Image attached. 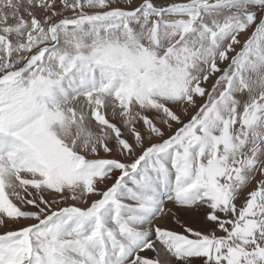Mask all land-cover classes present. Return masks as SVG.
I'll return each instance as SVG.
<instances>
[{
	"label": "snow or ice",
	"instance_id": "6c2138e0",
	"mask_svg": "<svg viewBox=\"0 0 264 264\" xmlns=\"http://www.w3.org/2000/svg\"><path fill=\"white\" fill-rule=\"evenodd\" d=\"M193 258L264 264V0H0V264Z\"/></svg>",
	"mask_w": 264,
	"mask_h": 264
},
{
	"label": "rangeland",
	"instance_id": "374dc122",
	"mask_svg": "<svg viewBox=\"0 0 264 264\" xmlns=\"http://www.w3.org/2000/svg\"><path fill=\"white\" fill-rule=\"evenodd\" d=\"M140 0H133V5H138ZM121 6H125L123 3ZM193 112L195 110H192ZM191 114V113H190ZM185 221L192 224L195 228H200L202 225L199 223L200 218H202V212H197L195 209L191 211H185L181 210L180 213H178ZM170 226L173 227L176 231L182 232L183 230L180 228L179 224H177L175 221H170ZM151 255V253H149ZM192 264H202V261L199 258H193Z\"/></svg>",
	"mask_w": 264,
	"mask_h": 264
}]
</instances>
